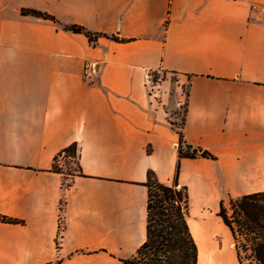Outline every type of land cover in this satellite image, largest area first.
<instances>
[{
  "label": "crops",
  "instance_id": "1",
  "mask_svg": "<svg viewBox=\"0 0 264 264\" xmlns=\"http://www.w3.org/2000/svg\"><path fill=\"white\" fill-rule=\"evenodd\" d=\"M253 4L264 0H0V213L25 220L0 221V264L135 255L147 238L148 171L175 178L179 133L167 112L185 84V138L218 156L181 160L194 214L264 190V14ZM23 7L124 40L93 45ZM86 62L98 67L92 83ZM155 72L166 73L158 104L146 87ZM74 142L84 174L65 187L52 166Z\"/></svg>",
  "mask_w": 264,
  "mask_h": 264
},
{
  "label": "trees",
  "instance_id": "2",
  "mask_svg": "<svg viewBox=\"0 0 264 264\" xmlns=\"http://www.w3.org/2000/svg\"><path fill=\"white\" fill-rule=\"evenodd\" d=\"M23 15L52 20L64 29L75 33H83L91 44L97 45L101 36L115 40H124L115 34L94 32L81 24H63L52 13L33 7H23ZM168 25V20L166 22ZM182 119L178 143V162L175 178L172 183L159 179L157 173L150 169L145 185L148 187L147 202V238L138 248L135 255L120 258V264H198L199 246L189 222L191 196L189 187L181 184L179 174L182 158L205 157L217 159L208 149L189 143L184 134L186 122ZM65 154L75 161L77 168L69 171L59 164V157ZM78 143L74 142L63 149L53 162L52 170L62 173L63 184L70 187L76 175H83L80 164ZM218 215L228 227L234 240L239 264H264V190L245 193L241 196H229L228 203L220 202ZM0 221L13 224H24L25 220L0 213ZM64 229L61 224L59 235ZM59 247V245H58Z\"/></svg>",
  "mask_w": 264,
  "mask_h": 264
},
{
  "label": "rangeland",
  "instance_id": "3",
  "mask_svg": "<svg viewBox=\"0 0 264 264\" xmlns=\"http://www.w3.org/2000/svg\"><path fill=\"white\" fill-rule=\"evenodd\" d=\"M151 75H152V78L154 80L160 81L161 84L163 83V80L166 77V73H163V72H155V73H151ZM174 77L176 78L177 75H175ZM188 88H189L188 84H185L184 85L185 99L183 101L184 104H183L182 108H180L182 110L185 109V106H186ZM70 160H71L70 158L61 159V166L65 169V171H69L70 167L71 168H77V164L75 163V161L73 159H72V161H70ZM224 200L228 203L229 196H227ZM194 211H195V207L193 206V203H192V208L190 210V214L196 220L192 219L191 217H190V219L193 221V223L195 222V225L199 226V225L203 224L201 227H206V232L204 231L202 236H199V241L202 244L201 248L204 252L203 260L204 261H208V260L210 261V258L208 259L207 249L208 248L211 249L212 254H213V250L215 249V247L217 245V242L214 241L213 236L216 232H218L222 236V239L220 241V242H222L221 250H222L223 254L225 255L226 260L223 263V261H221V259L218 257V255H215L216 259L213 260V255H212L211 256V260H212L211 263L212 264H233L231 261V258L229 257V254L237 262L234 240H233V237L231 235L230 230L223 223L221 217L218 215L219 208L213 212L202 213L199 215H197V214L195 215ZM199 258H200V251H199ZM237 264H238V262H237Z\"/></svg>",
  "mask_w": 264,
  "mask_h": 264
},
{
  "label": "built area",
  "instance_id": "4",
  "mask_svg": "<svg viewBox=\"0 0 264 264\" xmlns=\"http://www.w3.org/2000/svg\"><path fill=\"white\" fill-rule=\"evenodd\" d=\"M253 10L260 11L261 14H264V4H253ZM98 75V67L95 62H86L83 70V77L85 82L92 83L96 80ZM161 82L156 81L152 78L151 73H149L146 77V87L149 93L150 98L154 103H161ZM184 102H181L179 108L174 112H167V118L171 125L176 129H181L182 119L185 116V109L182 108ZM186 108V106H185ZM68 158L65 154L59 157V164L61 165V159ZM60 222L63 223V215L60 216Z\"/></svg>",
  "mask_w": 264,
  "mask_h": 264
},
{
  "label": "bare ground",
  "instance_id": "5",
  "mask_svg": "<svg viewBox=\"0 0 264 264\" xmlns=\"http://www.w3.org/2000/svg\"><path fill=\"white\" fill-rule=\"evenodd\" d=\"M192 222V221H191ZM192 224V223H191ZM193 225V231L194 233L196 234V230L194 228L195 224H192ZM203 224L199 225V226H195L197 227V232L199 234V236H202L203 232L205 231L206 232V227H201ZM198 239V237H197ZM213 239L215 242H217V245L215 247V249L213 250V254H212V250L211 249H207V254H208V259L210 258V261H204L203 260V250L201 248V243L198 239V246H199V251H200V258H199V263L198 264H212V260H211V256L213 255V260L216 259V256L215 255H218V257L221 259V261H223V263L225 262V255L223 254L222 250H221V246H222V242L221 239H222V236L221 234H219L218 232H216L213 236Z\"/></svg>",
  "mask_w": 264,
  "mask_h": 264
}]
</instances>
